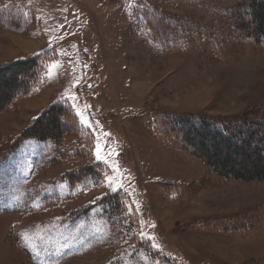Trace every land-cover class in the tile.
<instances>
[{"label":"rangeland","instance_id":"rangeland-1","mask_svg":"<svg viewBox=\"0 0 264 264\" xmlns=\"http://www.w3.org/2000/svg\"><path fill=\"white\" fill-rule=\"evenodd\" d=\"M0 6L20 22L0 27V66L43 63L34 88L0 112V264H264V182L226 180L158 129L164 117L264 110V48L234 27L233 9L206 0ZM158 15L160 32L149 26ZM55 102L78 129L14 148Z\"/></svg>","mask_w":264,"mask_h":264},{"label":"trees","instance_id":"trees-1","mask_svg":"<svg viewBox=\"0 0 264 264\" xmlns=\"http://www.w3.org/2000/svg\"><path fill=\"white\" fill-rule=\"evenodd\" d=\"M234 11V27L255 45L264 48V0H206ZM11 8H8V11ZM0 6V27L19 28V17ZM164 15L150 23L160 32ZM43 63L38 56L12 60L0 66V112L19 95L36 85ZM160 131L176 146L191 153L216 175L242 182H264V110H254L233 119L164 117ZM78 129L73 112L61 103L47 106L19 134L14 148L24 140L59 142Z\"/></svg>","mask_w":264,"mask_h":264},{"label":"snow or ice","instance_id":"snow-or-ice-1","mask_svg":"<svg viewBox=\"0 0 264 264\" xmlns=\"http://www.w3.org/2000/svg\"><path fill=\"white\" fill-rule=\"evenodd\" d=\"M85 124H87L88 123V121L87 120H84L83 121ZM101 157H100V155H99V149L97 150V159H100Z\"/></svg>","mask_w":264,"mask_h":264}]
</instances>
